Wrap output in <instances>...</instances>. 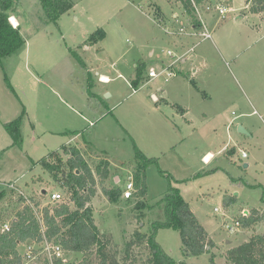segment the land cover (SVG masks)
<instances>
[{"label": "rangeland", "instance_id": "374dc122", "mask_svg": "<svg viewBox=\"0 0 264 264\" xmlns=\"http://www.w3.org/2000/svg\"><path fill=\"white\" fill-rule=\"evenodd\" d=\"M69 1L73 10L50 24L39 0L14 5L25 43L0 60V231L26 199L38 205L40 219L45 209L72 207L70 191L52 181L37 162L73 145L92 170L106 160L103 187L122 193L109 201L96 177L88 204L111 248L121 253L135 231L147 234L153 221L165 220L163 206L157 204L173 186L215 245L209 254L183 257L177 231L160 229L155 241L175 264H211L212 254L216 264L223 263L227 248L264 233L263 222L234 236L222 228L225 220L241 219L253 209L264 213V14L245 10L246 0H224L232 13L218 24L207 18L213 42L199 43L165 32L182 26L189 30L176 0ZM104 28L108 36L85 50L86 38ZM191 43L194 64H176L170 79L131 85L137 67L145 65L142 75L148 78V70L172 61L168 51L185 55ZM14 121L19 122L16 143L6 128ZM207 151L213 154L209 165L201 159ZM143 158L154 160L144 167L145 193L134 191L125 199L126 180ZM207 169L214 171L195 177ZM51 193H59L61 201H51ZM25 245L18 244L20 255ZM145 248L133 247L135 264L148 259Z\"/></svg>", "mask_w": 264, "mask_h": 264}, {"label": "trees", "instance_id": "16d2710c", "mask_svg": "<svg viewBox=\"0 0 264 264\" xmlns=\"http://www.w3.org/2000/svg\"><path fill=\"white\" fill-rule=\"evenodd\" d=\"M178 1L183 4L188 13H191L188 0ZM18 2L19 0H0V60L13 54L25 43L19 32V27H13L9 21L10 14L15 11L14 5H17ZM39 2L46 24L56 23L62 15L70 12L74 7L69 0H39ZM248 11L252 14L263 13L264 0L254 1ZM104 36L105 33L98 29L88 36L86 45L97 44ZM75 59L83 68L84 63L81 58L76 55ZM144 68L145 65H142L136 69V78L131 81L134 88L144 82L142 76ZM192 83L196 86V83ZM18 126V121L6 126L14 143L19 139ZM230 153H233L232 149ZM135 155L140 159L143 157L137 149ZM143 159L142 164H139L135 169L132 178L136 189L135 193L141 196L145 193L144 167L148 163L154 162L153 159ZM37 164L43 171L48 172L52 181L59 182L63 188L70 191L72 207L62 204L56 205L53 211L45 209L41 211V219H38L27 205L20 208L9 223V231H0V264H21L18 244L40 242L43 237L48 241L60 244L69 255L82 252L84 257L73 264H135L131 259L132 249L141 246H145L149 252V257L144 264H175L155 241V235L160 229H171L179 233L183 257L209 254L214 248V242L199 223L188 203L182 198L178 189L169 186L164 197L157 204L163 206L165 220L153 221L147 234L135 231L132 239L125 243L120 253L114 246L111 248L112 242L108 235L96 227L91 216L92 210L88 206L95 194L96 177L103 188L104 196L109 201H116L122 194L119 189L112 190L103 187L108 177V162L100 161L92 170L78 147L64 145L60 151L49 153ZM213 171L214 169L200 171L195 177L213 173ZM3 195V192H0V200ZM229 200L230 202L234 201L231 197ZM20 201H22V197ZM34 206L38 205L34 204ZM39 220L42 221V225ZM240 220L244 228H249L259 222L264 223V213L260 214L257 209H253L252 213H249L247 217H241ZM210 262L216 264L213 254L210 257ZM42 264H47V262ZM54 264L69 263L56 261ZM220 264H264V233L252 234L247 241L228 249L224 254V262Z\"/></svg>", "mask_w": 264, "mask_h": 264}, {"label": "built area", "instance_id": "2783aa9c", "mask_svg": "<svg viewBox=\"0 0 264 264\" xmlns=\"http://www.w3.org/2000/svg\"><path fill=\"white\" fill-rule=\"evenodd\" d=\"M254 1L257 0H247V7H249ZM179 5L182 7V18L187 22V25H189V30H186L183 26L178 28L177 31H169L168 29L165 30L166 33H173L177 35H185L192 38H195L197 42H205V41H212V31L208 29L207 24V17L208 16H215L217 17V21L225 20L226 15L230 12H232V9L228 8L224 4H221L219 2H216L214 0H188L191 13H188L181 2H179ZM173 21L177 22L179 19V16L175 14L173 16ZM194 47H191L188 52H193ZM167 54L171 57H173L175 62H179L182 57L175 56L172 52L168 51ZM168 75H171V73H168ZM157 74L154 70L148 72V78H154ZM256 111H253L255 113ZM246 154L242 153V158H245ZM10 188L14 190V186L10 185ZM135 191L133 179L132 176H129L126 180L125 188L123 189V196L125 199H130L133 195V192ZM21 196H23L25 199L26 197L19 193ZM50 199L53 202H59L62 199V196L59 193H51ZM26 205L30 207L36 217L40 219L38 215V211L36 207L32 204L31 201L28 199ZM214 213H219V209L214 208ZM247 217V216H243ZM242 217V218H243ZM242 222L240 219H233L232 221L225 220L222 224V228L224 232L228 236H234L236 235L242 226ZM9 223H5L1 226L2 232H8L9 231ZM43 229V228H42ZM71 255L66 253L64 248L57 243H53L52 241H48L46 238L43 237V239L40 242H33L28 243L24 247V252L21 255V264H42L44 262H47V264H54L56 261H60L62 263H67L68 259H70Z\"/></svg>", "mask_w": 264, "mask_h": 264}, {"label": "crops", "instance_id": "0c3cea01", "mask_svg": "<svg viewBox=\"0 0 264 264\" xmlns=\"http://www.w3.org/2000/svg\"><path fill=\"white\" fill-rule=\"evenodd\" d=\"M177 1V0H176ZM214 1H216V2H219V3H221V4H224L225 6H226V1H224V0H214ZM247 1V0H246ZM251 6V5H250ZM249 6V7H250ZM181 7V6H180ZM228 8H230L231 9V7H229V6H227ZM249 7H247V2H246V5H245V10H247L248 11V8ZM74 8V7H73ZM73 10V9H72ZM181 10H182V7H181ZM233 11V10H232ZM249 12V11H248ZM230 13H232V12H230ZM250 13V12H249ZM176 13H173V15H172V18H173V16L175 15ZM263 15L264 14V12L263 13H259L258 15ZM240 17H243V13H242V15L240 16ZM207 18H210V19H213V20H215V24H218V22L219 21H217L218 19H217V17H215V16H208ZM11 19H14L15 20V25H13L12 23H11ZM226 19V18H225ZM173 20V19H172ZM9 21H10V23H11V25L13 26V27H19V21H18V19L13 15V14H10V18H9ZM208 24V23H207ZM208 27H209V25H208ZM102 31L105 33V36H104V38H106L107 36H108V28L106 29V28H104V30L102 29ZM188 38H192V37H189V36H187ZM88 38V37H87ZM87 38H86V40H87ZM103 38V39H104ZM103 39L101 40V41H103ZM86 40H85V42H86ZM101 41H99L97 44H95V45H98ZM84 42V43H85ZM211 42H213V39H212V41ZM197 44V43H196ZM85 45V46H84ZM83 46H84V49L85 50H89L93 45H86V44H84ZM182 45V44H181ZM191 47H194V50H195V43H191V45H190ZM190 47V48H191ZM190 48H188V49H190ZM187 49V50H188ZM194 50H193V52H188L187 51V53H185V55H181L182 56V60L181 61H179V62H175L174 61V59L172 58V61L170 62V63H168V64H165V63H163V62H161V65L160 66H158V69H157V71H155L154 69H151V70H148V72L149 71H152V70H154L155 71V73L157 74V76L156 77H154V78H146V76L144 75V73H143V83L144 84H150L151 82H153V81H157V80H162V79H170V78H172L173 76H174V73L172 72L173 70V68L175 67V65L176 64H179V63H185V62H188L189 60V62H192V64H194V59H195V55H193V53H194ZM181 56H178V57H181ZM200 58V57H199ZM138 68V67H137ZM136 68V69H137ZM190 71L189 72H191V75H194V70H193V68L191 67L190 69H189ZM145 71V70H144ZM168 73H171V75H168ZM187 75H189V73L187 74ZM99 80H101L102 82H106V81H108V78L106 77V76H104V75H99ZM183 112V110H181V113ZM231 150V149H230ZM230 150H229V152H230ZM229 154H231V153H229ZM212 156H213V154L211 153V152H209V151H207V152H205L203 155H202V157H201V159H202V163L203 164H205V165H209V162L212 160ZM208 170H211V169H207V170H205V171H208ZM116 178V177H115ZM119 179V178H118ZM119 181V180H118ZM263 199V198H262ZM262 199H261V201H262ZM264 200V199H263ZM226 202H227V199L225 200ZM227 204H228V202H227ZM194 214V213H193ZM205 229V228H204ZM226 244H230L231 242H229L228 240L225 242ZM231 248V246L229 247V248H227V250L228 249H230ZM223 254H225V253H223ZM222 254V255H223Z\"/></svg>", "mask_w": 264, "mask_h": 264}, {"label": "water", "instance_id": "95a60500", "mask_svg": "<svg viewBox=\"0 0 264 264\" xmlns=\"http://www.w3.org/2000/svg\"><path fill=\"white\" fill-rule=\"evenodd\" d=\"M239 131H240L241 133H245V131H244L241 127H239ZM246 166H247V165L245 164L244 167H246ZM118 180H119L118 177H116V178H115V182H118ZM44 193H45V191L43 190V191H42V194H44ZM83 257H84V254H83L82 252H75L74 254L71 255V257H70L68 263H69V264H73V263H75L76 261H80Z\"/></svg>", "mask_w": 264, "mask_h": 264}]
</instances>
